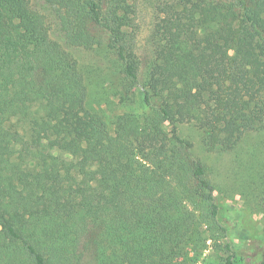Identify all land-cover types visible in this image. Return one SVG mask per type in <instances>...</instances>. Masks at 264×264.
<instances>
[{
  "label": "trees",
  "instance_id": "trees-1",
  "mask_svg": "<svg viewBox=\"0 0 264 264\" xmlns=\"http://www.w3.org/2000/svg\"><path fill=\"white\" fill-rule=\"evenodd\" d=\"M66 41L106 47L120 99L140 87L132 0H48ZM152 32L146 112L110 128L77 58L30 0H0V264H174L219 205L178 133L228 150L264 128V0H167ZM224 264H264L228 243Z\"/></svg>",
  "mask_w": 264,
  "mask_h": 264
},
{
  "label": "rangeland",
  "instance_id": "rangeland-1",
  "mask_svg": "<svg viewBox=\"0 0 264 264\" xmlns=\"http://www.w3.org/2000/svg\"><path fill=\"white\" fill-rule=\"evenodd\" d=\"M33 10L46 20L50 36L77 58L88 88L86 104L103 115L110 128L125 112L148 110L141 87L148 80L154 60L152 32L159 6L167 0H132L136 6V52L140 58V87L130 100L120 99L121 67L106 47L74 46L66 41L57 7L48 0H30ZM178 133L193 144L195 154L206 164L219 212L203 223L174 264H224L230 243L257 262L264 246V128L246 133L228 150H209L203 132L193 123H180ZM80 264H94L87 251Z\"/></svg>",
  "mask_w": 264,
  "mask_h": 264
}]
</instances>
